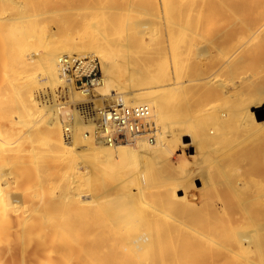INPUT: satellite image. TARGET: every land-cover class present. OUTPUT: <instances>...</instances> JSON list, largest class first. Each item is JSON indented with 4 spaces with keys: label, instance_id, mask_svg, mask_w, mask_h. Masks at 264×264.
Masks as SVG:
<instances>
[{
    "label": "bare ground",
    "instance_id": "1",
    "mask_svg": "<svg viewBox=\"0 0 264 264\" xmlns=\"http://www.w3.org/2000/svg\"><path fill=\"white\" fill-rule=\"evenodd\" d=\"M62 56L95 57L93 107L147 106L152 140L95 135ZM0 57V264H264V121L241 89L264 69V0H0ZM219 149L242 184L212 175Z\"/></svg>",
    "mask_w": 264,
    "mask_h": 264
},
{
    "label": "built area",
    "instance_id": "2",
    "mask_svg": "<svg viewBox=\"0 0 264 264\" xmlns=\"http://www.w3.org/2000/svg\"><path fill=\"white\" fill-rule=\"evenodd\" d=\"M59 66L64 81L73 84L87 99L79 105V110L85 118L94 119L95 135L106 144H114L126 134L131 136L145 134L150 141L152 140L155 129L147 121L150 112L147 106H126L119 102H109L103 103L101 108L93 107L92 92L100 80L99 63L95 57L72 59L62 56L59 59ZM112 159L117 160L118 155L114 154Z\"/></svg>",
    "mask_w": 264,
    "mask_h": 264
},
{
    "label": "rangeland",
    "instance_id": "3",
    "mask_svg": "<svg viewBox=\"0 0 264 264\" xmlns=\"http://www.w3.org/2000/svg\"><path fill=\"white\" fill-rule=\"evenodd\" d=\"M54 10H53V12L52 13H50V14H47L46 16H45V18L43 19V26L45 27V28H47V29H52V30H56V20H57V17H58V15L60 14L61 16L62 15H64L65 14V12H61L60 13V11H59V8H58V4L56 3L55 5H54V8H53ZM86 11H88V10H82V11H80V13L84 16V17H86L87 16V14H89L90 12L88 11L87 13H86ZM84 13L86 14V16L84 15ZM89 16V15H88ZM91 17L89 16L87 19H90ZM51 30V31H52ZM0 59H2L1 57H0ZM3 60V59H2ZM263 70V71H262ZM262 70H260V72L261 73H259L258 75H256L255 77H253L251 80H249L248 82H246L244 85H242L241 86V89L245 92V93H247L246 94V101L247 102H249L250 103V106H249V109H250V111H251V113H253V115H252V117H253V120H255V121H257V120H259V121H264V92L262 93V94H260L259 93V90H258V88H261V87H263L264 88V69H262ZM260 85H262V86H260ZM256 86H259V87H256ZM257 91V92H256ZM92 94H93V98L95 99L96 97H97V95H96V91L95 90H93V92H92ZM109 102H112V99H110V98H106V99H104L103 100V102L102 103H109ZM221 102H215V103H213L214 105H218V104H220ZM212 104V105H213ZM208 107L209 106H205V105H203L202 104V106L200 105V106H198V107H196V108H193V114L194 115H197L199 118L204 114V111L206 110V109H208ZM264 124V122L262 123V125ZM210 125L207 123V124H205V126L203 127L204 129H206V128H208ZM183 133H187V131H183V132H181V134H183ZM180 140H181V142L182 143H185V145H187L188 146V144H190V137L189 136H181L180 137ZM259 142H262L261 144L262 145H264V138H260L259 139ZM176 151H171V153L169 154V156H170V158L171 159H176V157H177V153H175ZM187 152H191V153H193V149L191 148V149H189ZM224 154H223V151H222V149H219V150H216L213 154H209V157H210V159H212V158H216V160L215 161H213V160H211V164H212V162H213V164L211 165V164H209L208 166L210 167L209 169L211 170V172H212V175L214 176V177H216V179L218 178V179H220V180H218L219 181V183H221L222 182V184H223V182H225V180H227L229 177H231L230 178V180H232L233 178V180L232 181H235V178L237 177V175H240V172H241V175L242 174H247V172H246V170H243V169H241V170H239L238 172H239V174H237V172H235V171H233V169H234V166H233V164H231L230 166H229V160L225 157V159H223L224 157ZM226 156V155H225ZM224 160V161H223ZM220 161V162H219ZM225 162L224 164H223V162ZM215 162V163H214ZM218 163L220 164V165H218ZM217 165V166H216ZM222 165V166H221ZM221 168H220V167ZM224 166H226L225 168H224ZM233 168H232V167ZM212 167V168H211ZM214 167H216V168H214ZM223 167V168H222ZM232 168V169H231ZM221 171V172H219V170ZM222 169H224V170H222ZM214 170V171H213ZM216 170V171H215ZM235 170V169H234ZM217 171L219 172V174H220V176L221 177H223V179H225V180H223V179H221V177L218 175V173H217ZM244 172V173H243ZM217 173V174H216ZM233 173H235L234 175H233V178H232V174ZM216 175V176H215ZM226 175V176H225ZM230 175V176H229ZM225 176V177H224ZM247 176V175H246ZM248 177V176H247ZM247 177H245L244 175H242V177L241 176H239V178L237 179V180H239V181H237V183L238 184H242L243 183V181H245V180H247L248 178ZM227 178V179H226ZM241 178V179H240ZM244 179V180H243ZM242 182V183H241ZM200 186V182L198 181V180H194L193 181V184H192V188L191 189H189L188 190V192H187V194H186V199L187 200H189V199H193L194 200V203H195V206H199L200 204H201V196H200V193L197 191V187H199ZM220 186H222V185H220ZM220 186H218V187H220ZM219 189V188H218ZM218 189H217V191H218ZM220 189H221V187H220ZM220 189H219V192L221 193L222 191H220ZM192 192V193H191ZM219 192H217V196H215V200H216V205H215V207H216V209H218V210H220V204H221V201H219V199H217V197L218 196H220V193ZM179 196H182V193H180V192H178L177 193ZM188 195V196H187ZM196 201H197V203H196ZM219 203H218V202ZM216 216L218 217V222H217V225H222V224H225L226 223V220H225V216H223V215H220L219 213H216ZM242 217H240V215L239 214H236L235 216H234V219L232 220L234 223L235 222H238V221H240V220H243V219H241ZM202 221V220H201ZM241 222V221H240ZM219 225V226H220Z\"/></svg>",
    "mask_w": 264,
    "mask_h": 264
}]
</instances>
